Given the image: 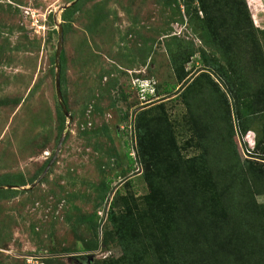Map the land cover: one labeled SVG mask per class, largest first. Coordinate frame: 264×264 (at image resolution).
<instances>
[{"label": "rangeland", "instance_id": "1", "mask_svg": "<svg viewBox=\"0 0 264 264\" xmlns=\"http://www.w3.org/2000/svg\"><path fill=\"white\" fill-rule=\"evenodd\" d=\"M74 1L0 0V186L17 190L0 195V264H46L50 258L51 264H111L122 256L116 240L104 239L105 231L116 235L110 204L125 195L141 206L150 191L137 157L134 115L159 98L172 119L189 113L181 84L146 100L149 84L164 90L177 83L166 50L172 38L212 51L194 33L198 21L191 22L183 0H80L64 29L61 90L72 116L68 125L52 60L62 12ZM246 1L260 26L256 11L264 10L263 3ZM198 58L199 53L188 64L191 78L202 71ZM177 131L180 144L192 136L184 127ZM62 135L55 162L27 190ZM255 135L249 131L240 141L242 156L252 150ZM194 142L187 155L200 152ZM128 152L134 171L125 173ZM257 200L263 203L264 194ZM95 213L98 233L87 219ZM96 243L95 249L77 251Z\"/></svg>", "mask_w": 264, "mask_h": 264}, {"label": "trees", "instance_id": "2", "mask_svg": "<svg viewBox=\"0 0 264 264\" xmlns=\"http://www.w3.org/2000/svg\"><path fill=\"white\" fill-rule=\"evenodd\" d=\"M79 1L63 10V29L71 26ZM183 4L191 22L198 21L194 33L212 51L177 38L166 44L177 83L164 90L149 84L146 100L181 84L189 113L174 120L159 98L134 115L137 157L150 191L141 206L125 195L112 200L108 219L116 235L105 231L104 239L116 240L123 254L110 263L264 264V202L257 200L264 194V28L255 26L246 0ZM197 53L202 71L191 78L188 64ZM65 61L63 49L62 79ZM183 127L192 136L180 144ZM249 131L256 140L244 157L240 141ZM193 142L200 152L187 155ZM127 155L130 164L122 170L130 173L135 158ZM13 191L0 186V195ZM87 219L98 233V214Z\"/></svg>", "mask_w": 264, "mask_h": 264}, {"label": "water", "instance_id": "3", "mask_svg": "<svg viewBox=\"0 0 264 264\" xmlns=\"http://www.w3.org/2000/svg\"><path fill=\"white\" fill-rule=\"evenodd\" d=\"M58 36H59V41H58V46H57V50H56V54H55V66H56L55 85H56V93H57V97H58L59 102H60V106H61V108L63 110V113L69 119L68 125H70L71 122H72V116H71V114L69 112V109L67 108V105H66V103L64 101L62 90H61V53H62L63 44H64V29H63V26L61 24L59 25V29H58ZM63 139H64V135L61 136V138L59 140V143H58V146L56 148L55 154L53 155L51 160L48 162V164L45 167V169L42 172V174L29 187H26V189H31V188L35 187L46 176L47 172L49 171L50 167L55 162V160H56V158H57V156L59 154L60 147L62 145ZM10 187L11 186H8V188H10Z\"/></svg>", "mask_w": 264, "mask_h": 264}, {"label": "crops", "instance_id": "4", "mask_svg": "<svg viewBox=\"0 0 264 264\" xmlns=\"http://www.w3.org/2000/svg\"><path fill=\"white\" fill-rule=\"evenodd\" d=\"M263 3L264 6V0H260ZM258 10L257 12V16L259 18V22H260V27L264 28V10L261 9V7L259 6V8H257Z\"/></svg>", "mask_w": 264, "mask_h": 264}]
</instances>
